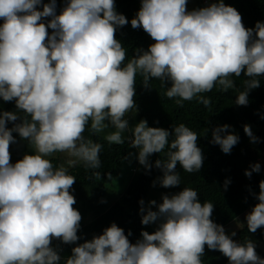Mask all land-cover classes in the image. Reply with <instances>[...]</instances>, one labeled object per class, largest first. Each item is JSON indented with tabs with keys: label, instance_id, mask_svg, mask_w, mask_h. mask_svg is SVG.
<instances>
[{
	"label": "clouds",
	"instance_id": "clouds-1",
	"mask_svg": "<svg viewBox=\"0 0 264 264\" xmlns=\"http://www.w3.org/2000/svg\"><path fill=\"white\" fill-rule=\"evenodd\" d=\"M201 2L189 11L188 0H142L131 26L142 27L155 43L125 63L126 48L115 33L129 21L115 0H68L59 15L56 0L43 4V10H38L42 0H0V98L14 100L19 110L0 114V264H61L52 241L74 244L80 239L82 216L70 191L76 177L69 169L101 168L103 145L84 136L89 124L94 133L111 127L104 134L110 144L127 142L135 148L128 161L134 173L141 165L151 169L150 156L167 150L166 159L155 161L165 188L180 184L177 165L188 173L200 171L204 157L191 128L181 123L170 132L146 120L130 127L127 117L136 110L137 75L146 88L153 79L170 83L165 95L177 103L196 98L205 107L211 101L201 94L217 86L227 92L235 87L232 77L242 73L249 79L237 105L246 106L250 90L260 87L264 22L246 28L238 10L224 0L203 8ZM21 112L22 123L8 128L6 123L17 121ZM229 128L217 126L211 141L226 154L239 142ZM256 129L244 126L253 143L259 139L252 132ZM14 132L34 148L15 164L9 151ZM125 132H130L126 139ZM57 153L64 154L66 163L54 166ZM254 161L245 171L249 178L263 164ZM122 173L106 188L116 190L107 184ZM259 188V203L246 216L252 233L264 226V180ZM162 199L147 208L140 201L142 224L159 221L154 233L142 231V239L131 243V232L126 235L113 222L103 234L74 247L64 264H202L205 246L220 251L229 264H264L256 252V245L264 252V242H238L232 238L236 232L226 234L211 219L214 204L201 202L197 190L185 187Z\"/></svg>",
	"mask_w": 264,
	"mask_h": 264
},
{
	"label": "trees",
	"instance_id": "trees-1",
	"mask_svg": "<svg viewBox=\"0 0 264 264\" xmlns=\"http://www.w3.org/2000/svg\"><path fill=\"white\" fill-rule=\"evenodd\" d=\"M50 2L51 0H42L38 10H43V4ZM67 3L68 0H56L57 15ZM224 3L238 10L246 28H254L257 22H264V0H224ZM115 4L117 11L125 15L129 21L115 33L116 39L126 48L125 63H127L129 59L135 57L138 49L147 50L155 41L142 27L134 29L131 26V20L141 8V0H115ZM195 9L197 6L189 10ZM50 19L51 17L44 18V22L47 23ZM2 23L3 21L0 20V24ZM48 31L51 34L53 30L48 29ZM142 79L137 75L134 98L136 110L132 112L134 116L129 114L127 117L129 122H132V125L129 124L130 127H134L141 120H146L150 127H161L172 132L174 125L185 124L199 136L197 143L203 153V165L199 172L192 173L184 171L177 165L180 184L165 188L159 182L163 171L155 166L156 160L166 159L167 150H165L161 154H152L149 158L151 169H145L141 165L132 174L124 191L106 188L107 181L114 179L120 170L124 174L131 171L134 165L129 164L128 161L131 158L130 150L135 148L127 142L121 145L110 144L105 139V133L92 132L89 124L84 136L103 145L100 153L101 168L91 170L83 165H77L69 169L70 174L76 177L70 189L76 199L73 207L79 210L82 220L77 233L80 239L76 243L66 244L58 239L52 241V247L61 255V264L71 256L74 247L103 234V230L110 227L113 222L123 228L126 235L131 232L128 237L131 243L142 239V231L154 232L159 226V221L149 225L142 224L140 201L145 202V208L150 205L152 199L158 200L156 202L159 205L163 202L162 198L165 194L178 193L185 187L197 190L201 202L208 201L214 204L211 219L223 225L227 231L233 221L240 216L245 218V222L236 229V236L232 237L234 240L244 242L250 239L255 242L257 238L258 242H264V230L258 229L252 233L248 230L246 221L247 214L259 203L256 196L260 192L259 184L264 180V76L258 78L261 81L260 87L250 90L249 103L246 106L235 103L237 95L245 90V80L249 79L242 73L240 77H232L235 87L227 92L221 91L217 86L210 92L201 94L210 99L211 103L208 107L196 98L177 103V98L169 99L165 95L167 86H171L170 83L164 85L160 80L153 79L150 81V87L146 88ZM5 111L19 112L14 100L6 102L0 98V114ZM23 115L21 112L17 121H8L6 126L12 128L15 124L22 123ZM225 124L230 125L229 133L239 136V142L233 146L229 154L224 153L219 145L211 142L213 130ZM251 124L258 127L252 131L259 138L256 143L251 142L244 131V126ZM13 136L16 142L10 144L9 151L15 164L22 160L25 154L34 152V148L18 133L14 132ZM259 159L263 161L260 172H253L249 178L245 175V171L251 170L250 160H255L254 165ZM52 163L54 166L61 164L55 157L52 158ZM94 171H99L100 176H94ZM226 180H230V184L225 189ZM256 252L264 258L263 250L257 245ZM202 264H229V260L220 251L210 250L205 246Z\"/></svg>",
	"mask_w": 264,
	"mask_h": 264
},
{
	"label": "rangeland",
	"instance_id": "rangeland-1",
	"mask_svg": "<svg viewBox=\"0 0 264 264\" xmlns=\"http://www.w3.org/2000/svg\"><path fill=\"white\" fill-rule=\"evenodd\" d=\"M141 4H142V0H141ZM198 4H199V0H188L187 9H188V10H189V9H192V8L198 6ZM130 114H131L132 116H134L133 113H130ZM133 119L135 120V118H133ZM134 120H133V121H134ZM129 124L132 125V122H131V123L129 122ZM133 126H134V125H133ZM111 131H113V129H112L111 127H108V128H106L104 131H102L101 134H102V133H109V132H111ZM129 134H130V132H125V133H124V137H125V139L128 137ZM53 157L58 158V159L60 160V163H61V164H62V163H66V158H65L64 154L57 153V154H55ZM10 162L13 163V162H12V159L10 160ZM59 165H60V164H59ZM133 173H134L133 170L129 171L127 174L122 173V176H121V177L115 179L112 183L107 184V187H111V185H113V187H111V188H116V190L120 189L121 192H122V191L124 190V188H126L127 183H129V181H130V179H131ZM155 197H156V196H155ZM153 200L158 201V200H156V199H152L151 201H153ZM160 202H161V201H160ZM151 207H152V210H153V211H157V210H158L157 205H152ZM240 218H241L242 220H241ZM240 220H241V221H240ZM243 222H245V219L242 218V217L240 216L238 219H236L235 221H233V222L228 226V227H229V229H228L229 231H227V228H225L226 234L231 235L232 232H237L236 229L240 228V226L242 225ZM231 229H233V230H231ZM259 230H264V226H262L261 228H259ZM155 231H156V230H154V232H155ZM154 232H152V233H154ZM152 233H150V234H152ZM235 236H236V235H235ZM235 236H234V237H235Z\"/></svg>",
	"mask_w": 264,
	"mask_h": 264
},
{
	"label": "built area",
	"instance_id": "built-area-1",
	"mask_svg": "<svg viewBox=\"0 0 264 264\" xmlns=\"http://www.w3.org/2000/svg\"><path fill=\"white\" fill-rule=\"evenodd\" d=\"M212 1H213V0H202V2H201L202 5H201L200 8L210 6V4L212 3ZM189 11H191V10H189Z\"/></svg>",
	"mask_w": 264,
	"mask_h": 264
}]
</instances>
